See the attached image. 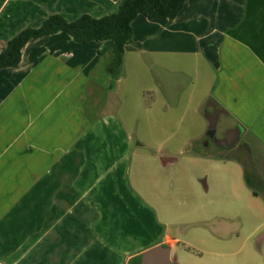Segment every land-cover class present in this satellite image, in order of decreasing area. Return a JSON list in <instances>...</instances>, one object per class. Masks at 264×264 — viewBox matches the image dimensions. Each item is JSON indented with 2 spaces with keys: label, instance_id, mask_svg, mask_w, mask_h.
Instances as JSON below:
<instances>
[{
  "label": "crops",
  "instance_id": "crops-1",
  "mask_svg": "<svg viewBox=\"0 0 264 264\" xmlns=\"http://www.w3.org/2000/svg\"><path fill=\"white\" fill-rule=\"evenodd\" d=\"M121 1L0 0V52L52 14L101 18ZM153 21L140 15L132 23L142 25L133 28L124 66L129 55H194L211 78L209 98L243 127L244 145L260 166L239 160L244 178L254 198L264 196V0H189L174 21ZM143 28L160 38L172 31L179 49L131 47L146 36ZM86 43L65 33L32 40L17 67L0 68V264H129L153 246L179 243L154 235L137 215L126 144L107 140L102 117L105 94L122 74L114 83L105 67L106 80L96 75Z\"/></svg>",
  "mask_w": 264,
  "mask_h": 264
},
{
  "label": "rangeland",
  "instance_id": "rangeland-1",
  "mask_svg": "<svg viewBox=\"0 0 264 264\" xmlns=\"http://www.w3.org/2000/svg\"><path fill=\"white\" fill-rule=\"evenodd\" d=\"M141 25L132 28L139 32ZM145 29L146 36L131 47H179L172 31L161 36L159 30L160 38L147 36L150 30ZM102 50L101 42L86 43V59L106 80L110 75H104L103 68L109 59H100ZM196 60L194 55L173 52L129 55L117 89L105 94L107 140L116 137L126 144L125 173L140 200L137 215L154 235L179 239L170 248L174 262L264 264V196L253 197L240 164L242 160L259 171L258 158L244 145L246 136L227 150L207 135V109L217 136L227 134L229 120L208 108L211 78Z\"/></svg>",
  "mask_w": 264,
  "mask_h": 264
},
{
  "label": "trees",
  "instance_id": "trees-1",
  "mask_svg": "<svg viewBox=\"0 0 264 264\" xmlns=\"http://www.w3.org/2000/svg\"><path fill=\"white\" fill-rule=\"evenodd\" d=\"M188 2L189 0H122L114 13L101 18L83 14L74 21L67 20L61 14H52L40 27H27L7 43L0 52V68L17 67L22 60V51L30 41L65 33L76 43H104L99 54H110L107 71L114 83L122 74L126 48L134 39L132 23L140 15L152 20L174 21Z\"/></svg>",
  "mask_w": 264,
  "mask_h": 264
},
{
  "label": "water",
  "instance_id": "water-1",
  "mask_svg": "<svg viewBox=\"0 0 264 264\" xmlns=\"http://www.w3.org/2000/svg\"><path fill=\"white\" fill-rule=\"evenodd\" d=\"M207 106L216 109L219 114H223L229 120V125H227L229 131L225 136L219 137L217 136L216 125L213 123V117L210 110L207 109L206 118L209 121L207 135L214 137L218 147L227 150L234 149L242 139V125L232 118L216 100L210 99ZM129 264H176V262L172 259L169 246L156 245L133 257Z\"/></svg>",
  "mask_w": 264,
  "mask_h": 264
},
{
  "label": "flooded vegetation",
  "instance_id": "flooded-vegetation-1",
  "mask_svg": "<svg viewBox=\"0 0 264 264\" xmlns=\"http://www.w3.org/2000/svg\"><path fill=\"white\" fill-rule=\"evenodd\" d=\"M242 136H243V134H242ZM209 137H211V136H209ZM211 138H212L213 142L216 144V142H215V140H214V137H211ZM241 141H242V139H241ZM241 141H240V142H241ZM240 142H239V143H240ZM238 145H239V144H238ZM238 145H237V146H238ZM216 146H217V144H216ZM217 147H218V146H217ZM218 148H220V147H218ZM235 148H236V147H235ZM220 149H222V148H220ZM176 264H177V263H176Z\"/></svg>",
  "mask_w": 264,
  "mask_h": 264
}]
</instances>
